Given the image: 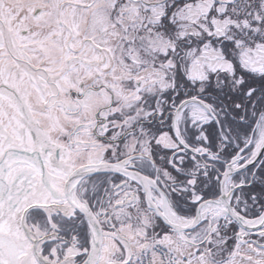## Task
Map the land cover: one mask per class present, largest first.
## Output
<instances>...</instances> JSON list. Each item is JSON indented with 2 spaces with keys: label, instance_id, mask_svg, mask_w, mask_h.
Segmentation results:
<instances>
[{
  "label": "snow or ice",
  "instance_id": "6c2138e0",
  "mask_svg": "<svg viewBox=\"0 0 264 264\" xmlns=\"http://www.w3.org/2000/svg\"><path fill=\"white\" fill-rule=\"evenodd\" d=\"M0 264H264V0H0Z\"/></svg>",
  "mask_w": 264,
  "mask_h": 264
}]
</instances>
